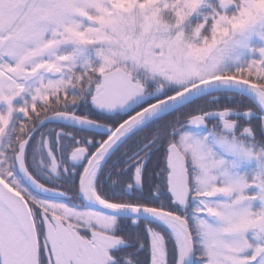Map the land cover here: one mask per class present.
<instances>
[{
    "label": "snow or ice",
    "instance_id": "6c2138e0",
    "mask_svg": "<svg viewBox=\"0 0 264 264\" xmlns=\"http://www.w3.org/2000/svg\"><path fill=\"white\" fill-rule=\"evenodd\" d=\"M0 264H264V0H0Z\"/></svg>",
    "mask_w": 264,
    "mask_h": 264
}]
</instances>
